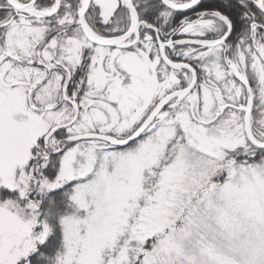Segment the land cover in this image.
<instances>
[{
  "label": "snow or ice",
  "instance_id": "1",
  "mask_svg": "<svg viewBox=\"0 0 264 264\" xmlns=\"http://www.w3.org/2000/svg\"><path fill=\"white\" fill-rule=\"evenodd\" d=\"M0 264H264V0H0Z\"/></svg>",
  "mask_w": 264,
  "mask_h": 264
},
{
  "label": "trees",
  "instance_id": "2",
  "mask_svg": "<svg viewBox=\"0 0 264 264\" xmlns=\"http://www.w3.org/2000/svg\"><path fill=\"white\" fill-rule=\"evenodd\" d=\"M205 2L207 3V2H212V0H205Z\"/></svg>",
  "mask_w": 264,
  "mask_h": 264
}]
</instances>
